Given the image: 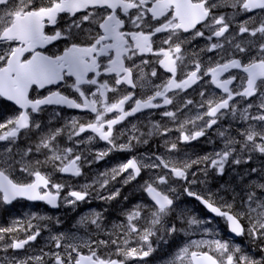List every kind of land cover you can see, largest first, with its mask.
I'll return each mask as SVG.
<instances>
[{"label": "snow or ice", "instance_id": "6c2138e0", "mask_svg": "<svg viewBox=\"0 0 264 264\" xmlns=\"http://www.w3.org/2000/svg\"><path fill=\"white\" fill-rule=\"evenodd\" d=\"M0 97L14 102L19 106L17 115L9 118L5 123H0V129H7L0 134V141L14 143L21 132L27 133L32 129H40L41 124L33 119V114L44 111L45 106L64 105L68 108L88 110L95 114L94 119L81 123L79 119L70 121L73 136L91 131L94 136H88L87 142L91 144L99 139L107 143L108 147L98 151L94 160L99 161L107 157L113 151H126L132 148V141H141L139 136L133 135L127 143H118L124 132L115 126L120 125L128 117L143 109L159 108L162 105L157 98H162L163 105H174L175 111H165L163 116L173 122L179 120L181 113L192 100H180L174 104L177 90L183 91L192 85L203 81L210 76L209 83L221 89L225 94L216 97L209 95L199 104L200 108L206 109L202 114L185 118L177 125L180 135L174 142L165 141L168 151L178 150V142L190 143L206 135V130L218 124L219 119L227 114L236 116L238 107L235 97L257 98L258 104L249 102L239 117L242 120H254L264 122V19L260 20L259 26L250 28L249 23H255L254 17L244 21L238 27V34L250 33L251 37L259 36L258 40L249 39L243 43H233L235 36L230 33L231 21L225 15H217L221 7L239 8L244 12L260 10L264 12V0H0ZM134 10V11H133ZM120 12L124 13L121 17ZM62 14L69 15L72 20L67 30H54L52 34L45 31L46 24L58 25ZM87 23L88 27L84 25ZM126 24H131L135 30H125ZM199 26V27H198ZM157 33H167V37L161 41L167 47H155L153 37ZM184 34H188L184 36ZM228 34V35H226ZM183 36V38H181ZM62 37L70 41L69 46L62 50L61 54H45L41 49L44 45L58 41ZM223 38L234 49V54L240 58L209 61L203 66L198 59L192 64L194 69L184 73V78L176 79L178 68L186 67L184 64L185 54L183 46L190 44L196 38H205L212 41L213 38ZM224 50V44L219 40L210 43L201 51ZM255 49V55H252ZM152 53L156 56L155 63L162 66L171 74L160 85H153L149 77H155L157 72L152 69L146 73L143 66L150 61L140 59L137 64L134 57ZM27 54V55H26ZM195 57L198 54L192 53ZM223 61V62H221ZM230 69H241L243 76H237ZM93 74L91 77L89 74ZM228 76L224 77V74ZM108 74L109 80H98ZM114 74V75H113ZM74 78L71 89L75 95L70 96L60 90L62 82ZM239 79L240 88L237 91L231 87L234 81ZM96 86L95 90L85 89L83 86ZM127 85L135 89L138 86L144 88L150 86L154 89L153 94L144 99L134 98L135 93L121 91V86ZM49 86H54L56 90ZM35 89L46 90L47 94L33 98L30 93ZM109 93L115 98H110ZM173 93V96H169ZM199 95L205 97V92ZM131 101L126 110L125 105ZM256 109L260 114L252 116L250 110ZM109 114H114L108 118ZM58 116L59 113H56ZM200 122V123H198ZM10 126V127H9ZM191 126V127H189ZM133 130L138 132L136 126ZM153 128L156 134L165 135L173 129L162 127L155 123ZM63 128H58L44 134L40 142L35 146V151L46 149L51 152L44 161H29L22 171L34 177L30 182L21 183L10 178L7 169L0 168V200L6 204L12 203L17 198H26L30 201H46L48 204L58 206L61 199V191L65 187L61 183H53L50 174L43 173L39 167H31L52 164L53 170L69 173L79 177L82 173V164L91 163L87 156L74 153L73 148H60L57 138L63 133ZM218 135L224 140L221 151L215 152L196 159L181 161L166 160L162 156L136 157L133 156L101 173L92 183L81 186L80 190L68 192L63 199L66 203L75 206L78 202H87L92 195L95 185L99 189H107L110 182L117 177L124 176V185L131 183L141 175L143 170H158L150 181L141 185L142 190L150 197V204H137L126 214L127 222L119 225L125 231V238L121 243L117 240L93 241L85 244L88 254H85L76 245H67L65 255L54 252L51 255L54 264H127L129 259L139 258L143 261L156 250L153 247V238L164 241V236H157L160 230L157 226L168 224L164 229L167 236L174 233L184 232L196 226L202 233L216 236L217 229L209 227L215 217L223 218L229 231L235 236L248 235L252 238L264 239V183L253 181L248 186L245 197L240 200V207L235 203H229L218 192L206 189L203 194L193 190V186L204 181L198 180L197 168L205 177L209 169H214L218 174L225 172V166L231 161L241 164L242 161L234 155L237 153L236 144L241 143L231 137L228 130L218 131ZM243 147L249 151H258L264 154V123L261 131H257L254 125L243 133ZM259 139V143L257 140ZM84 141H77L83 143ZM5 152L11 156L12 149L6 148ZM33 152L32 147L24 150L21 159ZM251 160V155H248ZM151 160V163L145 162ZM56 162H59L57 164ZM8 163V161H5ZM204 165L203 169H199ZM11 167V164H9ZM258 169H251L256 173ZM126 174V175H124ZM264 179V177H261ZM184 181L188 187H182L181 192L188 197L194 198L209 213L206 218H200L192 214V209L181 208L177 201L180 193L172 187V183ZM224 191H228L227 188ZM120 195L116 189L108 196H98L105 201L115 200ZM127 199V197H124ZM235 200V197H233ZM37 218V217H33ZM45 219V217H39ZM103 214L93 212L91 216L81 217V224L90 221L91 224L100 227ZM177 223H172V220ZM143 221L141 224L140 222ZM244 221L245 223H242ZM19 222H14V224ZM138 224L140 226L138 227ZM178 224H186L178 227ZM247 224V227H246ZM33 228L29 222L27 228L21 225L20 230L28 232ZM18 231L16 226L0 227V241L9 234ZM40 236L39 229L27 234L25 238L11 237V243L7 248L25 249L30 242ZM135 238L136 247H131L130 242ZM55 246L61 248L63 234L51 238ZM119 239V238H118ZM115 245V254L122 259H113L111 254H101V246ZM207 246V250H202ZM195 249V250H193ZM75 253V256L73 255ZM44 255L27 257L17 260L15 264H44ZM168 264H264V259L255 260L243 253L240 245H233L228 240H192L180 247L177 253L168 261Z\"/></svg>", "mask_w": 264, "mask_h": 264}, {"label": "flooded vegetation", "instance_id": "af4514ba", "mask_svg": "<svg viewBox=\"0 0 264 264\" xmlns=\"http://www.w3.org/2000/svg\"><path fill=\"white\" fill-rule=\"evenodd\" d=\"M134 11V10H133ZM121 17L124 16L123 12L119 13ZM217 15H225L226 18H228L231 21V27H230V33L235 36V40L233 43H243L246 42L245 34H238L237 32H234L235 29H238L239 25L243 23L246 20H249V17L255 18V23L250 22L249 27L254 28L259 26L260 20L264 19V12H258L254 15H250L249 12H244L238 10H234L232 7H221L217 10ZM71 22V18L68 16H62V19L59 20V26L60 30H67L69 24ZM85 27H88L87 23L84 25ZM199 27V26H198ZM125 30H135L131 24H126ZM188 34H184L186 36ZM228 35V34H226ZM167 37V33H157L156 36L153 37L154 40V48L155 47H167L166 45H163L161 41H163ZM183 38V36L181 37ZM257 39H259V36H257ZM63 40H67L63 37ZM219 40L220 43L224 44V50H212V51H201V49H205L210 43L217 42ZM184 48V54H185V61L184 64L187 65L186 67L181 66L178 68L176 79L179 81L180 79L184 78V73L190 72L194 69V65L192 64V61L194 59H198L199 62L203 66H207L209 64V61H217L220 60V58L223 56L224 60L230 59V58H240L239 54H234V49L232 46L228 43H225L223 38H213L212 41H207L205 38H196L195 40H192L190 44H186L183 46ZM255 51V50H253ZM197 53V56H193L192 53ZM148 60L150 63L147 66H143L146 73H150L152 69H155L157 72V75L155 77H149L151 84L153 85H160L163 82H165L167 79L170 78L171 74L168 73L162 66L155 63V60L157 59L156 56H154L152 53L143 55L142 57L137 56L133 59L137 64H140V59ZM223 62V61H221ZM232 74L239 76H243L244 74L240 70H232ZM114 75V74H113ZM228 76V75H227ZM225 76V77H227ZM225 77H222L225 78ZM98 80L104 79L109 80L111 82V77L108 74H102V77H96ZM210 76L205 77L203 81L198 82L194 85L193 88H191L188 91H180L177 90V95L174 98V104H178L180 100H192L193 104L188 105L187 108H184L181 113H178L179 120L176 122H173L170 118L165 117L162 115L165 111H175L176 108L174 105H163L162 98H157V101L162 106L159 108H152V109H144L143 111H140L133 116L128 117L125 121H123L120 125L115 126L117 129H120L124 132L123 136H120L118 139V143H127L129 139L133 135L139 136L140 140H146L147 143H137L135 140L132 141V148L130 150L126 151H113L111 152L107 157H117L120 156L122 159H125L124 162H126V159H129L133 156L136 157H144L149 156H162L164 155V136H169V133L171 134V137L169 138L170 142H174L177 140V137L180 135L179 131L177 130V125L179 122L183 121L185 118H191L194 117L196 114L200 113L202 114L206 109L200 108L199 104L203 102L204 99L208 98L209 95H214L216 97L225 95L221 89H217L215 85H211L209 83ZM96 86H86L85 89L91 88V90H95ZM234 88L237 91L242 90L240 88L239 79L237 81H234ZM66 91L71 95H75L74 90L71 89V87L66 88ZM121 91H131L134 92L136 95L134 98L144 99L149 95L153 94L154 89H152L150 86H146L144 88L137 87L135 89L131 88V86L123 85L121 86ZM200 91L205 92V97H201L199 95ZM110 98H115L114 94L109 93ZM169 96H173V93H169ZM237 102L238 111L236 116H232L231 114H227L222 116L217 125H214L212 128L206 130V135L202 137L200 141V138H198L195 141H192L190 143H185L183 141L178 142V150H173L175 161H178L179 155H181V152H188L192 150V152H196L198 150V146L201 145L202 141L206 140L208 142L214 141L218 144V146L221 148L224 146V140L222 137L218 135V131H223L225 129L228 130V133L231 137L235 138L237 141H243V133L246 129L249 128V125H256L257 121L254 120H242L239 117V112L243 110L246 106H241L239 101ZM132 102L129 101L128 104L125 105L126 110L128 109L129 105H131ZM251 115L255 116L258 115V111L254 108L250 110ZM114 114H109L108 118H111ZM74 119H79L81 123H84L86 121H90L94 119L95 114L90 113L88 110H79L77 113L72 114ZM155 123H159L162 127H168L173 129V131L165 134V135H159L156 134L155 129L153 128V125ZM200 123V122H198ZM135 125L136 129L139 131L136 132L133 130L132 126ZM191 127V126H189ZM256 128V127H255ZM3 131V130H2ZM95 134L91 131H88L86 133H81L80 136H76L77 141H84L83 143H77V150L74 151V153H80L82 155V159L84 156H87L88 160L92 161L91 163H84L82 164V175L79 177H75L74 179L71 177H65L62 172L54 171L53 166L47 167L45 173L50 174V178L53 181V183H61L64 184L65 187L61 191V203L60 207L57 211H52L48 206L40 204L39 205V215H37V218H33L35 216L34 211L36 210V205L29 203V201L26 200H18L13 203V205H6L2 200H0V227H12L16 226L18 228V231L12 234H9L5 237L3 241H0V264H15L17 260L24 259L27 257H35V256H41L46 254L47 250L52 249H61L53 246H49L47 248V245H51L50 242L47 244V230L44 228L47 227V215L48 220L52 222V218L58 219L59 221H63L68 216L67 214H64L67 211L66 202L64 201V197L67 196L68 192L72 190H80L81 186L86 184L92 183L101 173H104L105 171L109 169H105L99 167L100 162L94 160V155L98 151L104 150L108 147L107 143L104 141H100L99 139L93 141L91 144L87 142L88 136H94ZM240 136V137H239ZM9 142L7 143V145ZM2 146V145H0ZM8 148H17L15 143H11V146L8 145ZM168 148V146H167ZM221 151L220 149L217 150V152ZM216 152V151H215ZM214 152V153H215ZM195 153H193L194 155ZM177 157V158H176ZM203 157V156H201ZM187 160L188 157L185 156L184 158ZM180 159V160H182ZM146 162V161H145ZM59 164V162H56ZM203 166V165H200ZM112 167H110L111 169ZM196 168L194 167L193 170ZM8 174L12 177V179L16 180L17 182L21 183H27L32 180V176H30L28 173H25L22 171V167L18 169H12L8 170ZM211 173H217L218 172L214 169H209ZM149 172L154 173V170H143L141 172V175L137 177L136 180L132 181L129 184L124 185L122 183L124 176L117 177L115 181L110 182L109 185L118 184L120 187V195L118 198V204L114 202L113 205H111V208H108L107 206H101L99 207L100 213L103 214L102 221H99L98 223L101 224V227L95 228V235L86 239L81 240L79 242L78 246L82 252L85 254H88L89 249L84 247L85 244H91L93 248L96 247L93 241L98 240H109L110 238L113 240H117V243H121L123 238H125V231L124 229L112 226L114 223H118L119 225L125 224L127 222L126 220V214L131 211V202L130 204H125V200H128V197L131 196V188L133 187L136 191V195H138L137 192V186H140L139 184L141 182L150 181V178L152 176L149 175ZM126 175V174H124ZM70 178V179H68ZM181 185H187L186 182H177L174 186L175 189H180ZM184 186V187H185ZM188 186V185H187ZM95 189L92 192H98L99 185L94 186ZM212 191L211 187L208 188ZM206 189H196L195 191L203 194V192ZM139 192H142V195L138 198L134 199V202L139 201L140 204H147V196L146 193L143 190H140ZM93 195H91L92 197ZM124 197H127V199H124ZM89 202V200L87 201ZM128 202V201H127ZM80 204V203H79ZM112 204V203H111ZM74 207V211H75ZM129 209L127 212L125 210ZM196 211L195 206L192 209V214ZM39 217H45V219H39ZM38 221V224H37ZM14 222H19L14 224ZM31 223L33 225V228L28 229V232L26 233L23 230H20L21 225L24 228H27L28 223ZM42 224V225H41ZM39 226V227H38ZM51 225H49L50 227ZM140 224H138V227ZM63 228V226H57V229ZM39 229L40 236L37 237L35 241L30 242L29 245L26 246L25 249H11L7 248V244L11 243V237H16L18 239H23L26 237L27 234H30L32 231ZM119 238V239H118ZM134 245L135 247L136 242L135 238H133L130 242V246ZM115 245H109L108 247H103L99 249L101 254H111V258L113 259H122V257L115 254ZM75 256V253H74ZM2 257V258H1ZM2 259V260H1ZM6 259V260H4ZM7 262V263H6ZM49 261L47 260V255H44V264H48ZM32 264H36L35 261H32Z\"/></svg>", "mask_w": 264, "mask_h": 264}, {"label": "rangeland", "instance_id": "374dc122", "mask_svg": "<svg viewBox=\"0 0 264 264\" xmlns=\"http://www.w3.org/2000/svg\"><path fill=\"white\" fill-rule=\"evenodd\" d=\"M46 118H47V115H46ZM42 120H45V122L46 123H44V122H42ZM36 121L37 122H39L40 124H41V128L40 129H32V132H34V133H32V135L35 137V138H40V137H42L44 134H46V133H48L49 131H52V130H55V128H51V127H48L49 126V124H47V120L45 119V116H44V113H41L40 115H39V117L36 119ZM262 123H264V122H260V125H261V128H262ZM47 125V126H46ZM51 125V124H50ZM36 130V131H35ZM27 140L25 141V143H24V145H26L27 144ZM261 142V141H260ZM37 145V144H36ZM35 154H37V153H35ZM40 154H42V152H40ZM26 159V157H24V160ZM0 161H1V159H0ZM7 161V160H6ZM260 183V182H259ZM256 240H258L257 241V243H259L260 244V246H259V250H258V248H255L254 250H252L251 251V249H250V252H244L243 251V253L244 254H246V255H248V256H250L251 258H253V259H255V260H261V259H264V239H260V238H255ZM231 244H233V245H237L235 242H230ZM173 248V247H172ZM163 249H170V247L169 246H166L165 244H164V247H163ZM174 249V248H173ZM177 251H178V248H176L175 250H173L172 251V253L171 254H169L167 257H165L164 258V264H168V261L169 260H171L172 259V257L177 253ZM257 252L258 254H257V256L258 257H254V252Z\"/></svg>", "mask_w": 264, "mask_h": 264}, {"label": "bare ground", "instance_id": "6f19581e", "mask_svg": "<svg viewBox=\"0 0 264 264\" xmlns=\"http://www.w3.org/2000/svg\"><path fill=\"white\" fill-rule=\"evenodd\" d=\"M2 258V257H1ZM2 260V259H1ZM4 260H6V259H4ZM7 261V260H6ZM7 263V262H6Z\"/></svg>", "mask_w": 264, "mask_h": 264}]
</instances>
